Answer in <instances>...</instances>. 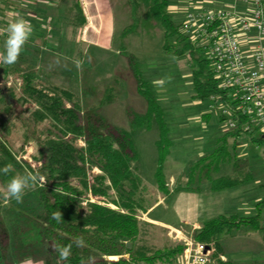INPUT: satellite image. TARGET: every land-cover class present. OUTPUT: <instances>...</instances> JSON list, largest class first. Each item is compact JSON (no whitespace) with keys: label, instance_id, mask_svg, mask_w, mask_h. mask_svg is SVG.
<instances>
[{"label":"trees","instance_id":"obj_1","mask_svg":"<svg viewBox=\"0 0 264 264\" xmlns=\"http://www.w3.org/2000/svg\"><path fill=\"white\" fill-rule=\"evenodd\" d=\"M168 1L129 0L132 18L122 32V39L138 29L142 18L161 24L164 29L165 51L177 58L189 56L191 59L194 97L201 101H209L213 96L226 98L227 93L220 89L203 51L197 52L200 47L181 30V23L174 21L168 10ZM171 38L174 42L170 41ZM121 48H125L124 43ZM129 60L138 92L147 103L145 112H129L131 124L135 130L157 128L156 179L159 190L168 193L164 164L172 143L165 120L166 114L159 104L153 84L144 77L138 59L129 54ZM35 61L20 56L15 64H0L3 69L0 85L9 76H13L20 81L22 92L21 98H16L15 86H0V100L3 98L9 105H13V100L34 104L31 107L34 121L47 122L38 138L40 148L35 159L42 165L37 169L19 157L8 142L0 138V169L5 165H12V170L7 175L0 172V187L6 186L16 174L38 172L47 179L44 187L37 182L35 186L25 190L23 201L30 194L34 196L37 206L35 212L32 209L27 211L24 203L17 204L20 209L17 216L21 221L15 223L11 233L14 244H18L16 247L24 249L26 253L38 249L45 256L44 264L57 262L58 253L52 250V242L61 246L73 245L69 259L63 264H80L82 258L87 260L90 257L95 264L175 262L183 254L185 245H155L147 238L149 231L142 227L136 215L138 209L146 211L148 207L143 204L144 196L139 198L136 194L140 185H143V179L137 171L136 164L140 157L132 134L112 126L99 111V107H84L79 96L70 88L42 81ZM112 90V87L107 89L101 102L110 99ZM242 133V129H231L219 137L214 150L201 156L190 166L186 183L175 190L199 192L204 183H209L212 191H221L252 180V172L244 166L236 152L235 139ZM258 136L252 134V140L264 141L263 134ZM228 165L233 167V172L223 174ZM95 168L100 173L95 174ZM90 195L102 200L91 201ZM103 199L116 208L103 204ZM14 201L5 200L0 194V229L3 231L6 229L1 217V207L6 202ZM262 203L264 204V198ZM57 211L62 213L61 222L52 219V213ZM261 214L258 204L257 212L251 216L223 214L205 221L193 237L196 242L213 245L214 252L209 264H238L222 260L220 240L243 228L261 230L264 237ZM3 231L0 232V237ZM77 237H83L86 246L77 247L74 243ZM5 250L6 246L0 242V263L4 264L7 259ZM111 256H120V259H108Z\"/></svg>","mask_w":264,"mask_h":264},{"label":"rangeland","instance_id":"obj_2","mask_svg":"<svg viewBox=\"0 0 264 264\" xmlns=\"http://www.w3.org/2000/svg\"><path fill=\"white\" fill-rule=\"evenodd\" d=\"M206 1L209 0H189L188 9L191 7V11L202 10L200 9V4H205ZM73 2L74 0H67V2L65 0L63 3L59 4L56 9L48 7L49 13H55L57 15V20L64 21L67 14V12L64 11V5ZM111 2L114 7L117 25V34L114 38V44L111 49L108 48V50H105L104 47L100 45L95 46L94 44L79 42L78 47L80 48V53L75 62L67 59L53 62L48 61L47 66L45 67H51V69L48 71L40 70L38 72L41 80L50 85L65 86L68 88L71 86L70 89L79 96L84 107H99V111L112 126L127 130L132 134L141 161L140 172L144 177V179L141 177L143 179V185H140L136 194H138L139 198L143 195V204H145L146 207H149L151 203L150 199L154 197L150 195L156 193L158 189L155 187L158 185L155 173L157 150L156 147L153 146L156 135L152 131L148 133L146 130L153 129L156 133L157 128L153 127L151 129L143 128L135 130L132 127L129 112H143L146 104L143 97L137 93L135 83L132 81L129 68V54H132L138 59L144 77L151 83L157 82L158 85L156 84L154 89L159 96L162 94L164 98L162 104L166 106L169 118L174 121L179 120L178 125L180 127L183 125H189L192 127L191 133L189 132L191 135L185 140L187 142L186 144H189V147H186L184 151L186 157L195 154L197 150V144L195 142L196 137L203 135L205 139L209 141L210 129L207 130L206 128H201L200 124H197L195 121L197 115H199L206 106L208 107L209 103L205 100L203 101L202 106H196L194 104L192 99V69L187 65L189 63L187 58H175L176 60H174V56L168 54L164 50V29L161 24L142 18L138 29L124 38L123 41H125V48H120V46H122L120 32L131 22V11L128 0H111ZM173 19L176 23H180L181 21L180 17H175ZM47 21L48 23L50 22L48 16H46L45 22ZM64 35L65 34L63 33V36ZM76 39V35H73V41H76ZM170 41L174 42L172 38ZM76 43L77 41L75 44ZM52 45L53 44L50 43L48 47L51 48ZM188 59L190 60L189 56ZM77 62H79L80 67H77ZM73 65V77H69L65 74L62 76V74L60 75L55 72L61 71V73H67L70 71L69 68ZM69 79H73V81L69 82ZM0 86H5L7 88L15 86V97L21 98L22 92L20 89V81L15 79V77L9 76L6 82L2 83ZM72 87L75 90H73ZM109 87L114 89L112 90L110 99L108 98V100L101 102L102 98L107 94V89ZM12 104L13 105L6 104V101L3 98L0 100V138L4 141L6 140L9 147L12 148L19 157L23 158L37 169L42 165L41 162L35 159L40 148L38 138L40 137L41 130L47 122L37 123L34 121L32 117L33 109L31 108L35 106L34 104L30 105V103H23L22 100H13ZM214 112H216V109ZM216 121L218 120L214 118V122ZM222 123V130H227L226 122L223 121ZM256 137H259L258 134ZM238 142L239 148L237 156L245 162L246 167L252 172L254 178L249 183L240 187L237 186L228 192H224L225 194H219L221 195L218 202L220 203V209L217 208L215 210H222L221 212H226L227 210H240L242 205L248 206L252 205V203L256 204L257 201L264 196V189L261 186V184H264V141H251L250 136L247 133H242ZM137 165H140L139 162L136 166ZM94 172L95 174L100 173L96 168L94 169ZM140 172L139 175L141 176ZM223 172V174L232 172V167L231 169L228 167L224 168ZM208 187L209 183H204L202 187V195H206L209 204L211 201L210 197L216 194L211 190H208ZM110 193L113 194V192ZM226 195H232L231 200L233 202L227 203L224 201ZM90 196L91 201L102 200H97L96 197L92 195ZM25 198L26 199L22 204H25L27 211L32 209L33 212H35L34 210L37 206L34 196L30 194ZM105 202L106 200H104L103 204L114 209L116 208L113 204ZM17 204L16 201L12 203L6 202L1 207V217L6 229L4 231L0 229V232L3 231L2 236L0 237V242L6 246L5 254L7 259L5 264H24L25 261H30L31 264H44L45 256L44 254L39 253L38 249L35 248L34 251L30 250L26 253L24 249L22 250L21 248L16 247L18 244H14L13 238H11L12 230L16 226L15 223L21 221L17 216V211L20 210L17 207ZM253 213V211H250L245 214L253 215ZM136 215L138 217L142 216V210L138 209ZM261 222L264 226V209ZM148 233L149 235H147V238L150 239L152 243L158 244L161 242V239L155 238L153 240L151 232ZM262 236L263 231L261 230L243 228L241 230L233 231L231 235L223 236L222 244L225 249H227V253H240L239 256L244 258L242 260L240 259V262L246 263V257L247 259H250L249 261L255 262L254 264H262L260 262V259L262 258L261 256L264 255ZM193 243H196V241L190 240V244L192 245ZM197 243H203L208 247L212 245L201 241H197ZM30 252L31 254H28ZM126 258H128V256ZM108 259L118 260L120 259V256H111L108 257Z\"/></svg>","mask_w":264,"mask_h":264},{"label":"crops","instance_id":"obj_3","mask_svg":"<svg viewBox=\"0 0 264 264\" xmlns=\"http://www.w3.org/2000/svg\"><path fill=\"white\" fill-rule=\"evenodd\" d=\"M63 1L65 0H2L3 14L0 22V27H1L0 52L4 51V43L7 38L6 32L2 30L6 29L9 23L13 22L16 19H21V18L30 22L33 31L27 43L24 45L20 56H23L27 60L35 59L36 60L35 64L37 66L38 71L40 70L48 71L49 69H51V67L49 68L45 67L47 66L48 61L53 62V61L67 59L75 62L77 60L78 54L80 53V48L78 47L79 42L86 44H94L95 46L100 45L103 46L105 50H108V48L111 49V47L114 44V38L117 34L116 16L114 14V7L112 5L111 0H74L73 3H67L64 5V9H65L64 11L67 12L66 18L64 21H59L57 20V15L55 13L53 14L49 13L48 7L52 9H56L58 8L59 4L63 3ZM250 1L251 0L247 2L236 1V0H209L206 1L205 4L201 3L200 9L202 10L224 9V8H232V7L234 8L235 6L242 13L250 14L252 8ZM188 2L189 0L168 1L169 12L172 14L173 18L180 17L181 20L180 23L184 19L185 15L189 11H191L190 9H192L191 7L188 9L189 7ZM46 16L50 18L49 23L48 21L45 22ZM125 27L120 32L121 39H122V32L125 29ZM63 33L65 34L64 36ZM73 35H76L77 37L76 44H75L76 41H73ZM241 39H242V49L244 53L250 55L253 47L257 44L256 39H254L253 35L251 36L241 35ZM50 43L53 44L51 48L48 47ZM122 43L125 44V41H123V39L121 40V44ZM262 45L264 46V41L262 42ZM196 46L200 47V49L197 52L201 53V51H203V47L198 43L196 44ZM166 52L168 54H172L169 51ZM172 55L174 56V54ZM175 58L176 59L187 58V61L189 62L187 65L190 68L192 67L191 59L189 60L188 56L182 58H177L174 56V60H176ZM73 67L74 65L71 66V68H69L70 71H68L67 73H61V71L60 72L55 71V72L59 73L60 75L62 74V76L63 74H65L68 75L69 77H73L74 76V72L72 70L74 69ZM129 68H130V74L132 76V81L135 83L137 93H139L137 89V83L132 74L131 66ZM68 81L69 82L73 81V79H69ZM156 84L157 82L153 83V89ZM70 87L71 86H69V88ZM192 88H193V80H192ZM72 89L75 90L73 87ZM157 97L159 100V104L164 109V112L166 114L165 120L167 127L169 129V138L172 143L170 147L169 155L167 156L164 164V175L169 192L163 193L162 191L159 190L158 185L155 186L156 189L157 188L158 189L156 193L150 195L154 197L152 199L149 198L151 200L149 207L147 208L146 211H142V216L140 217L137 216V217L141 221L142 227L144 229H147L149 232H151L153 236V240L155 238L161 239V242L155 245L159 247H163L165 245L175 246L178 244H184L185 249L183 254L179 256L178 259L171 264H185L183 257L187 248L189 247L190 240H194L193 239L194 233L203 225L205 221L223 214L228 215V214L238 213L241 215H246L245 213H249L250 211H253L254 212L253 215H254L257 212L258 204H260V208L263 213L264 204L262 203V201L264 196L262 199L257 201L256 204L252 203V205H248V206L242 205V208H240V210H229V211L227 210L226 212L224 211L221 212L222 210H215L217 208L220 209L219 207L220 203L218 202L219 199L221 198L220 197L221 195L219 194H222L226 191L228 192L229 190L234 189L237 186L221 191H212L209 185L208 190H211L214 194H216L210 197L211 201L209 204H208V199H206V195H202L203 194L202 190L199 192H193L189 190L176 191L175 190L176 187H178L179 185H184L186 183L190 166L201 156H204L205 154L213 151L214 148L216 147L217 139L221 137L225 132H227L228 129L224 131L222 130L221 128L223 125L222 122L225 120H223V118L221 117L218 106L214 107L216 108V112H214L215 109L211 108V101L209 100L207 102L209 103L208 107L206 106L195 118L196 123L200 124L201 128H206L207 130L210 129L209 130L210 136L208 138L209 141L205 139L203 135H201L200 137H196L195 142L197 144L196 146L197 150L195 154H193L192 156L186 157L184 151L186 147L187 148L189 147V144H186L187 142L185 140L189 138V135H191L189 134V132L191 133L192 127L189 125H183L182 127H180L178 125L179 120L177 121L171 120L168 116V110H166V106L162 104V102L164 101L162 94L160 96L158 95ZM192 99L196 106L203 105V101L198 100L194 97V90H193ZM145 104L146 107L143 112H145L147 109L146 101ZM214 118H216L218 121L214 122ZM146 131L148 133L152 131L156 135L153 144V146L156 147L155 142L158 137V132L156 131L155 133L153 129ZM249 136L251 141H253L252 135ZM239 137L235 139V141L237 142L236 152L238 151L239 148V142H238ZM157 160H158V152H157ZM157 160H156L155 173L157 169ZM243 163L244 166H246L244 161ZM139 164L140 165L139 166L137 165V168L138 171L140 172L141 171L140 160H139ZM227 167L231 169L232 166L230 165L225 166V168ZM232 172H233V167H232ZM141 177L144 179L142 174ZM250 181L246 183H249ZM242 185H239L238 187ZM263 185L264 184H261L262 188L264 189ZM231 199H232V195H226L224 197V201H226L227 203L233 202ZM246 216H251V214H248ZM262 241L264 243L263 236H262ZM220 243L223 251V255L221 256L222 260H230L238 264L255 263L253 261H249L250 259H247L246 257H245L246 263L240 262L242 259H244L239 256L240 253H234V252L227 253V249H225V247L222 244V238L220 240ZM208 250H209V261L207 264L210 263L211 255L214 252L213 245H210L208 247ZM261 257L262 258L260 259V262L264 264V255H262Z\"/></svg>","mask_w":264,"mask_h":264},{"label":"built area","instance_id":"obj_4","mask_svg":"<svg viewBox=\"0 0 264 264\" xmlns=\"http://www.w3.org/2000/svg\"><path fill=\"white\" fill-rule=\"evenodd\" d=\"M250 2V14L235 6L189 11L181 22V30L203 47L220 89L227 93L226 98L210 99L211 108L218 106L227 129L264 135V0ZM2 14L0 0V22ZM241 35H253L257 41L250 55L242 49ZM183 260L185 264H207L208 246L189 243Z\"/></svg>","mask_w":264,"mask_h":264},{"label":"clouds","instance_id":"obj_5","mask_svg":"<svg viewBox=\"0 0 264 264\" xmlns=\"http://www.w3.org/2000/svg\"><path fill=\"white\" fill-rule=\"evenodd\" d=\"M2 31L6 32L7 38L4 43V51L0 52V64H15L21 55L24 45L32 34V25L29 21L21 18L9 23L6 29ZM77 67H80L79 62H77ZM11 170L12 165L8 164L0 169V172L7 175ZM37 182H39L41 187H44L47 179L38 172H28L24 175L16 174L11 177L6 186L0 187V194H2L5 200L14 199L17 203H22L25 190L35 186ZM52 219L61 222L63 220L62 213L60 211L53 212ZM74 243L77 247L86 246L83 237H77ZM72 246V244L61 246L52 242V250L58 253L56 264H63L64 261L69 259ZM24 264H31V262L25 261ZM80 264H95V261L91 257L87 260L82 258Z\"/></svg>","mask_w":264,"mask_h":264},{"label":"water","instance_id":"obj_6","mask_svg":"<svg viewBox=\"0 0 264 264\" xmlns=\"http://www.w3.org/2000/svg\"><path fill=\"white\" fill-rule=\"evenodd\" d=\"M2 72H3V69H2V67L0 66V78H1Z\"/></svg>","mask_w":264,"mask_h":264}]
</instances>
